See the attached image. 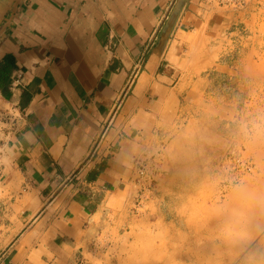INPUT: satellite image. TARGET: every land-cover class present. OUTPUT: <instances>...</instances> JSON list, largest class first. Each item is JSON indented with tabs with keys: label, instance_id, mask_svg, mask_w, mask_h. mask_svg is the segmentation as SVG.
<instances>
[{
	"label": "crops",
	"instance_id": "0c3cea01",
	"mask_svg": "<svg viewBox=\"0 0 264 264\" xmlns=\"http://www.w3.org/2000/svg\"><path fill=\"white\" fill-rule=\"evenodd\" d=\"M250 20L210 0H0V110L20 111L0 153L21 188L0 194V264H83L120 245L145 193L138 169L179 138L196 90L235 101L219 132L226 148L252 140L242 126L264 104L245 102L264 80L244 78L259 27ZM212 47L222 48L215 65L197 75Z\"/></svg>",
	"mask_w": 264,
	"mask_h": 264
},
{
	"label": "rangeland",
	"instance_id": "374dc122",
	"mask_svg": "<svg viewBox=\"0 0 264 264\" xmlns=\"http://www.w3.org/2000/svg\"><path fill=\"white\" fill-rule=\"evenodd\" d=\"M258 26L253 28L255 37L248 39L253 44L244 60V78L253 85L257 77L264 80V54L259 52L264 49V25ZM255 42L259 43L258 48ZM205 46L207 43L200 44L197 53ZM244 46L247 48L248 44ZM221 50V47L211 48L212 59L208 65L195 60L197 75L215 65L214 60ZM254 56L259 58V63ZM247 95L245 107L259 109L258 95L264 96V91L258 94L252 87ZM189 103V112L181 117L178 127L173 126L179 138L167 141L155 164L147 166L150 177L145 193L139 192L142 197L138 195V200L131 203L134 219L130 232L116 236L115 242L120 245L106 251L86 252L83 264H248L250 253L264 257V225L260 223L261 208L255 199L249 209L252 238L245 242L231 243L220 236L223 216L217 212L222 205L236 206L234 190L237 187L254 197L264 194V137L253 135L252 140H240L256 169L244 176L242 184L228 187L224 200L218 196L213 198L219 194L221 180L217 160L224 154L227 143L219 132L224 131L222 122L233 120L235 101L224 104L232 106L229 109L216 98L205 99L203 93L196 90ZM5 157L0 153V163L5 166L0 173V182L5 183L0 187L3 197L12 190H21ZM139 188L140 185L135 186V190ZM100 241L104 245L102 238Z\"/></svg>",
	"mask_w": 264,
	"mask_h": 264
},
{
	"label": "built area",
	"instance_id": "2783aa9c",
	"mask_svg": "<svg viewBox=\"0 0 264 264\" xmlns=\"http://www.w3.org/2000/svg\"><path fill=\"white\" fill-rule=\"evenodd\" d=\"M216 7L225 10L247 11L251 15L249 25H264V0H210ZM252 17L254 20L252 21ZM260 102L264 104V96L258 95ZM257 98V99H258ZM20 117V111L16 106H8L0 110V141L3 140L11 131L15 130L16 123ZM248 134L251 138L254 134ZM242 141V140H241ZM218 165L221 169V180L219 195L224 197L231 185L241 182L244 176L251 174L256 169L253 158L246 153V147L240 141L225 149L220 157ZM138 176L147 185V174L145 166H140Z\"/></svg>",
	"mask_w": 264,
	"mask_h": 264
},
{
	"label": "clouds",
	"instance_id": "9594fccd",
	"mask_svg": "<svg viewBox=\"0 0 264 264\" xmlns=\"http://www.w3.org/2000/svg\"><path fill=\"white\" fill-rule=\"evenodd\" d=\"M257 121L251 122V129L248 125H243L242 131L246 134L251 131L257 137H264V115L259 116ZM234 191L236 206L222 205L217 209V212L223 216L222 223L219 226V234L231 243H240L252 238L250 230L252 221L249 216V209L252 207L254 199L261 208L259 219L260 223L264 225V194L254 197L242 187H237ZM248 264H264V257H258L255 253H250Z\"/></svg>",
	"mask_w": 264,
	"mask_h": 264
},
{
	"label": "bare ground",
	"instance_id": "6f19581e",
	"mask_svg": "<svg viewBox=\"0 0 264 264\" xmlns=\"http://www.w3.org/2000/svg\"><path fill=\"white\" fill-rule=\"evenodd\" d=\"M4 158V157H3Z\"/></svg>",
	"mask_w": 264,
	"mask_h": 264
}]
</instances>
